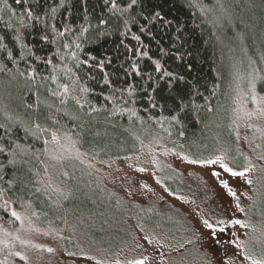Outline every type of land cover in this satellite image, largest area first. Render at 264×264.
<instances>
[{
	"label": "trees",
	"instance_id": "1",
	"mask_svg": "<svg viewBox=\"0 0 264 264\" xmlns=\"http://www.w3.org/2000/svg\"><path fill=\"white\" fill-rule=\"evenodd\" d=\"M263 31L264 0H0V219L27 208L18 160L42 171L53 132L101 158L153 132L187 154L180 142L201 140L222 109L239 143L233 72Z\"/></svg>",
	"mask_w": 264,
	"mask_h": 264
},
{
	"label": "rangeland",
	"instance_id": "2",
	"mask_svg": "<svg viewBox=\"0 0 264 264\" xmlns=\"http://www.w3.org/2000/svg\"><path fill=\"white\" fill-rule=\"evenodd\" d=\"M250 58L231 85L239 143L221 109L201 140L180 142L187 154L153 132L130 155L101 158L53 132L42 171L18 160L13 184L27 208L0 219V264H264V75L254 72L264 38Z\"/></svg>",
	"mask_w": 264,
	"mask_h": 264
},
{
	"label": "snow or ice",
	"instance_id": "3",
	"mask_svg": "<svg viewBox=\"0 0 264 264\" xmlns=\"http://www.w3.org/2000/svg\"><path fill=\"white\" fill-rule=\"evenodd\" d=\"M196 162H197V161H191V163H196ZM216 162H217L216 160L201 161V163H207V164H215ZM221 167H223L225 171H227V172H231L232 175H234V176H236V175L243 176V175H244L243 172H234V171H233L231 168H229L227 165L222 164ZM141 171H143V169H141ZM213 175H218V173H215V172H214ZM249 182H250V181H249ZM221 183L224 185L225 188L228 187V183H227V181H223V180H222ZM229 191H231V190L229 189ZM233 195H235V193H233ZM12 215H13V216H16L17 214H16L15 212H13ZM17 218H19V217H17ZM234 222H235L236 224H240V223H241V221H239V220H236V221H234ZM204 223H205V225H206L207 227H209V228L212 227V225L209 224L207 221H205ZM49 251H51V249H49ZM135 264H143V261H136ZM253 264H259V262L254 261Z\"/></svg>",
	"mask_w": 264,
	"mask_h": 264
}]
</instances>
